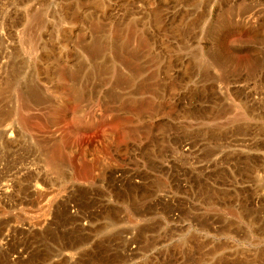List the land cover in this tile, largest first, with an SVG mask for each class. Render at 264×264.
Wrapping results in <instances>:
<instances>
[{"label":"rangeland","instance_id":"rangeland-1","mask_svg":"<svg viewBox=\"0 0 264 264\" xmlns=\"http://www.w3.org/2000/svg\"><path fill=\"white\" fill-rule=\"evenodd\" d=\"M0 264H264V0H0Z\"/></svg>","mask_w":264,"mask_h":264},{"label":"bare ground","instance_id":"bare-ground-1","mask_svg":"<svg viewBox=\"0 0 264 264\" xmlns=\"http://www.w3.org/2000/svg\"><path fill=\"white\" fill-rule=\"evenodd\" d=\"M138 32H141V31H138ZM100 33L103 34V33H104V30L100 31ZM122 33H123V32H121L120 34L122 35ZM127 45H128V44H127ZM86 52H87L88 54H89L90 52L94 53V54H95V55H94V59H95V60H97L98 58H102V60H104L102 64H104V65H105V63L107 62V61H106V57H107V56L103 55V54H105V52L102 51L101 48H95V47L92 48V47H89V46H88V48L86 49ZM102 53H103V54H102ZM127 69H128L127 71L129 72V68H128V67H127ZM102 71H103V73L101 74V76H100L99 78H103V79H108L110 76H111V78H112L113 75L117 74V72H118V74H121V72H122L123 74H125V73H124L125 70H123L122 66L116 65V64H115V60H113V61L111 62L110 65L104 67V68L102 69ZM73 72H74L73 70H72V71H68V70H66V69H63L62 72H60V75H67V74H69V76H71V75L74 76ZM128 72L125 74L126 77L131 76L130 73H128ZM111 78L108 79V80H111ZM127 79L130 80L129 78H127Z\"/></svg>","mask_w":264,"mask_h":264}]
</instances>
